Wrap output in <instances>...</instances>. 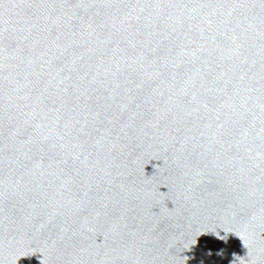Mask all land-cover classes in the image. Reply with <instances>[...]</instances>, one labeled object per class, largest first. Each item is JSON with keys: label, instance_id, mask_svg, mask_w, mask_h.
<instances>
[{"label": "water", "instance_id": "water-1", "mask_svg": "<svg viewBox=\"0 0 264 264\" xmlns=\"http://www.w3.org/2000/svg\"><path fill=\"white\" fill-rule=\"evenodd\" d=\"M0 264H264V0H0Z\"/></svg>", "mask_w": 264, "mask_h": 264}]
</instances>
